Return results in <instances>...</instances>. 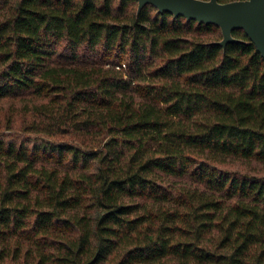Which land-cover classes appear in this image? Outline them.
Returning <instances> with one entry per match:
<instances>
[{"label": "trees", "instance_id": "obj_1", "mask_svg": "<svg viewBox=\"0 0 264 264\" xmlns=\"http://www.w3.org/2000/svg\"><path fill=\"white\" fill-rule=\"evenodd\" d=\"M138 7L0 0V264H264V57Z\"/></svg>", "mask_w": 264, "mask_h": 264}, {"label": "water", "instance_id": "obj_2", "mask_svg": "<svg viewBox=\"0 0 264 264\" xmlns=\"http://www.w3.org/2000/svg\"><path fill=\"white\" fill-rule=\"evenodd\" d=\"M138 11L152 4L160 12L184 16L199 23L215 24L222 29L223 38L217 43L226 47L231 42H242L233 35L244 29L264 57V0H138Z\"/></svg>", "mask_w": 264, "mask_h": 264}, {"label": "rangeland", "instance_id": "obj_3", "mask_svg": "<svg viewBox=\"0 0 264 264\" xmlns=\"http://www.w3.org/2000/svg\"><path fill=\"white\" fill-rule=\"evenodd\" d=\"M224 168L230 169V170H238L245 173L250 174H258V175H264V163L256 161V160H244L239 158H230L228 159V162L226 165L222 166ZM184 181H180L178 179H171V182L174 184H180L184 183Z\"/></svg>", "mask_w": 264, "mask_h": 264}]
</instances>
